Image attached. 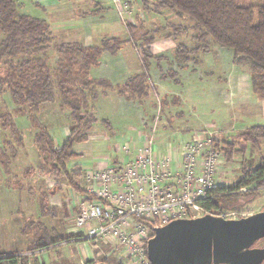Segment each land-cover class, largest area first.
Listing matches in <instances>:
<instances>
[{
    "label": "trees",
    "instance_id": "16d2710c",
    "mask_svg": "<svg viewBox=\"0 0 264 264\" xmlns=\"http://www.w3.org/2000/svg\"><path fill=\"white\" fill-rule=\"evenodd\" d=\"M136 1L129 2L133 12L135 7L145 3V0ZM20 5V0H0V96L8 94L13 107L2 101L5 108L1 109L0 127L8 131L9 140L3 141L0 147V164L5 174L13 173L10 163L26 141V131L18 127L16 117L26 115L33 142L39 145L45 173L52 178L64 177L69 186L82 194L81 187H76L74 182L80 167L70 163L80 157L73 149L74 144L87 141L93 124L97 122L93 103L107 90L128 101L146 98L149 86L147 75L142 70L121 85H113L105 78H93L91 71L98 66L100 56L105 52L115 55L126 46L128 39L119 35L106 36L98 45L83 46L79 41L64 40V36L60 38L48 20L20 12ZM165 12L185 20V23L170 24L171 33L178 35L170 34L168 37L176 40L184 34L185 41L182 43L186 42V38L196 41L191 48L187 43L176 45L174 57L179 62L192 61L197 65L199 53L213 49L230 50L233 63L242 65L250 74L253 92L264 99V0L244 5L238 0H155L153 13L162 15ZM144 23L139 18L136 26L130 23L128 26L139 41L136 45L142 55L141 66L147 69L149 59L153 57L150 49L153 39L148 37L147 24ZM192 32L196 34L193 36ZM49 49L56 53L57 59L53 64L47 55ZM44 107L64 112L63 116L71 124L72 130L59 144L39 119L46 111L43 113ZM102 123L108 125L106 120ZM236 139L242 146L240 144V149L233 150L235 144H227L229 149L233 147L231 151L227 149L229 160L235 153L244 151L246 143L258 149L259 143L264 140V125L251 126ZM242 187L247 190L238 192ZM56 189L47 193L39 190L38 211L41 217H57V208L49 204L50 195ZM261 190H264V157L260 155L254 165L241 166V178L234 186H219L216 191L221 196L203 204L214 211L241 210L260 197ZM89 197L94 196L90 194ZM27 222V227L39 235L37 240L41 241V248L50 245L49 230L44 222L33 217ZM18 259L17 255L0 250V264H17ZM101 262L108 264L105 259ZM22 263L20 261L19 264ZM96 263L95 260H87L84 264Z\"/></svg>",
    "mask_w": 264,
    "mask_h": 264
},
{
    "label": "rangeland",
    "instance_id": "374dc122",
    "mask_svg": "<svg viewBox=\"0 0 264 264\" xmlns=\"http://www.w3.org/2000/svg\"><path fill=\"white\" fill-rule=\"evenodd\" d=\"M54 1H55L54 2L55 4L53 7L55 8V10H58L59 13H53L54 15L52 14L48 15L49 20L55 19L52 25L53 29H55L56 26L58 25L57 23L58 21H63L60 23V27L62 31L70 27H75V29H78L80 26L81 29L85 32V26H83V23L86 22V19H83L85 16H87L92 21L99 20L102 23L109 24L110 28H113V30L115 29L116 31H119V34H116V35H119L120 38L122 39L127 38L128 42L126 46L129 45L134 50H136L137 57L139 61L142 62V55L137 46L139 45V41H137V39L134 38V35L131 34L130 28L128 25L130 23L131 25L136 26L138 24L139 18L142 19L143 22H145V20L142 18L140 14L141 11L145 12L143 13V16H145L146 14V18L149 16L150 13L154 14L153 10L155 8V0H145V3L141 5V9L140 10H138V8L135 9L133 12L132 19L128 21L127 20L121 21V19L119 20L117 17H115L114 12H112L111 10V7L113 8V6L110 3V1L83 0V2H85L84 4L81 2L82 4L80 5L74 4L69 7H68V4L66 3L64 6L65 9L63 10L60 9L63 6H60L61 4L59 5V2H57L58 3L57 4L56 3L57 0H54ZM20 2H21L20 12L32 13V16H35V17L43 15L44 11L42 8L40 9V5L39 3H37V0H20ZM65 2H67V0H65ZM253 2H255V0H238V3L241 5L252 4ZM60 11H63V12H60ZM44 16L47 17V15H44ZM162 17L163 18L159 17L160 21L157 20L155 22H152L154 20H150L151 22H148V21L145 22L147 25L149 24L150 26L147 35L148 37L153 39L151 44L153 42L158 41L161 38L165 39V37H168L170 34H172L171 31L173 30L170 27H168L170 24L177 25L178 23H185V20L183 18H179L178 16L171 14L170 12L169 13L165 12V14H163ZM124 22H126V24H124ZM158 25H162L163 29L162 30L159 29ZM98 26H100V24ZM55 31L59 34L60 38L63 39L61 35V31L58 29ZM93 34H95V31L93 32ZM191 34L194 36L196 32H192ZM172 35L177 36L178 34H172ZM184 38H185L184 34H181L178 36V39L176 40L169 39V40H173L172 43L174 45L173 52L171 53L165 49L168 45H170L169 43H164V44L162 42L157 43L158 50L165 49L163 51H165L167 55H165V53L163 52L162 54H157L158 52L152 53L153 57L149 59V63H150L149 68L144 69L143 65L141 68L142 70L146 72L147 79H148V85H149V82H152L153 75L155 74L157 75L155 76V81L153 83L155 84V86L157 82L161 84V83H166L165 80H169L167 81L169 82V84L160 86V88H163V86H166L167 88L166 94L164 93L165 89L164 90L158 89V93L161 94V97L158 95L161 100L160 102L161 116L166 122V124L169 125L168 129L173 128L172 122L175 119H180L181 122H179L178 124L185 126L186 121L182 122V118H184L183 113L175 112L181 109L186 112L185 108H182L181 106L182 105L181 86L186 83L185 80L192 81V79H197L195 81L196 82L195 87L199 90H190L187 93V98H188V103H190L193 106V108H195L198 112H195V110H192V111H189L188 114H190L191 112L192 115H195V119H198V118L205 119L206 122L210 124V128L208 129L214 130L215 128H211L214 126L213 123L217 124L218 122L217 118H219L223 113H226L227 110L222 109V107H220L221 106L220 101L215 95V92H214L215 89H214V83H213L214 78L207 77L206 81L204 80L200 81L198 79V75H201V74H202L201 76L202 78L205 76H210L209 72L205 73L206 75L203 74L201 70L197 72H193L194 70H198V65L194 64V62L192 61L181 63L174 57V50H175L176 45L179 43H182V41H185ZM89 41H92V40L89 39ZM185 43L189 44L188 47L191 48L193 45L196 44V41L186 38V42L182 44H185ZM80 44H82L83 46L94 45V44L88 45L84 41H80ZM134 44H135V47H134ZM151 44H150V47H151ZM219 51L220 49L219 50L213 49L211 51L199 53L198 55L200 56V59L202 58V56L209 55V54H211L210 55L211 58H214L215 54H217ZM55 54L56 53L52 49H49L47 51V55L49 56V61L52 64L55 63L57 59ZM100 58H102V56H100ZM101 60L99 61L98 66L94 67L93 69L96 70V68L98 69L99 67L102 66L104 61H102V64L100 65ZM212 62L214 63V60ZM1 65L2 64H0V66ZM210 69L213 71L214 67H210ZM192 73L193 75H191ZM172 85L176 86V88H173ZM193 85L194 83L190 85V87H192ZM185 87H189V86L186 85ZM237 88H240V86H238ZM174 89L177 93L174 92ZM237 91L239 92V90ZM175 94H177L178 96L175 97ZM148 95L149 97L152 96L150 85L148 86V89H147V96ZM230 95L232 96V91L229 88L228 95L227 96L224 95L223 97L224 104L227 102L231 104L233 102L231 100L232 97ZM233 99L236 100L235 98ZM2 101L5 102L7 105L9 104V107H12L11 106L12 103L9 99L8 94H4L3 96L1 95L0 96V113H1V109L3 111L5 108V105ZM179 101L181 102V104L178 105ZM237 103L240 104L243 102L239 100ZM224 108H227V107H224ZM22 110H24V108H22ZM45 110H48V109L44 107L43 113ZM19 114L20 113H15V115H19ZM188 114L186 113V115ZM96 118H97V121H100L102 119V116L99 112H96ZM169 118H171V120H169ZM16 119L20 121L19 127L23 131L24 129L26 131V133H24L26 141L22 147L18 148L17 156L12 159V162L10 163L11 164L10 171H12L13 173L9 175L7 179H5V176H4L5 172H3V167L0 164V187H3V185L12 186L15 188L19 187V190H18L19 194L17 195V199H19V201L23 203V207L19 206V208L15 211L14 210L10 211L8 208H5L6 211H2V210H1L2 212L0 211V214H3L6 218H8L3 221H0V249L3 251L14 249V251H9L10 253L9 252L7 253L9 254L13 253L14 255H17L19 258L18 263H20L21 261L23 262L22 264H42L43 260L45 259H43V255L41 256V253H37L33 256L31 255L35 253L33 252L34 250L42 247L40 246L42 245L41 241L37 240V237L39 235L36 234L33 230H31L29 227H27L28 218L33 217L35 220L41 219L44 222L43 224L49 230L48 231V244L50 245H48L47 247H44V249L47 248L45 252L46 253L50 252V253L46 256L49 258L45 260V264H70L69 262H67V260L62 258L61 256L62 250L59 251V248L65 247V246L70 249V253L72 256L71 258H73L74 261L79 252L78 258H79L80 264H84L86 260H95L98 263V262L103 261L104 259L107 260L108 264H121V261L125 260L123 256L124 252L121 249V247L113 246L107 242L94 241V240H89L86 242L84 241L69 242L68 241L71 237V235L69 234L67 230L68 225L73 221V217L75 218L78 212L75 211L74 216L69 217V219H67L65 224L63 225L64 216L62 215H63L64 206H62L61 208L60 206L55 205V202H52V201H58L59 203L58 205H60L61 202L59 201L60 200L59 197L61 198L64 196L66 199L64 197L63 198L65 200H68L69 202L70 194H74L76 196L78 192H76L75 189H73L71 186L68 185L64 177L52 178V177H49L45 173V169H44V166L42 165L41 157H40L39 150H38L39 145L33 142V133L31 132L30 127H28L30 125H29L27 116L20 115L16 117ZM39 119L42 122V124L46 122L45 120L43 122L44 117L42 119L40 117ZM127 120L133 122L132 124H134V126L139 127V123L136 118L133 117ZM125 121L126 120L122 119L120 121L119 127L125 128L127 125ZM101 129L102 127L99 126L98 122L97 123L95 122L92 126L91 131L89 132L90 139L89 138L88 139H89V143L92 146L91 150H89L88 145H86L85 147L84 143H86V141L78 142L74 144L77 146H84L82 148V151H83L82 153L75 152L78 155L82 154L79 158L81 160L80 164L83 168L93 166V164L95 163V159H92V158L96 155H99L97 151L99 152L100 150H97L96 148H94V146L101 148L102 146H100V144H105V146L107 145V143L111 144V141H104V140L97 139V138L95 139V137L91 136V135H98L99 133H101L102 132V131L100 132ZM71 130H72V127L70 131ZM185 131H189V130L186 129ZM212 134L214 136L215 133L212 131ZM56 138H57L56 141L58 143L63 142L65 139L63 135L56 136ZM227 138L228 139H225V140L224 139L222 140L221 138H219L221 142L223 141L226 142V150L228 149L231 151L233 149V147L229 149L227 145L228 142L233 139L234 141L232 142L235 144L234 146L235 148L233 150H237V148L240 149L239 146L242 143H239L238 145V140L236 139L235 136H228ZM7 140H9L8 131L1 129L0 127V147L3 145V141H7ZM260 145H262V148H263L261 151V147H260V151H261L260 154L264 155V140H261ZM110 148L112 149V147ZM76 150L78 151L77 148ZM109 153L110 152L108 148L104 149L101 152V154H104V155H110ZM257 158H258V149L254 147H252V151H251V148H247L244 151H239L235 153L232 156V159L228 160L226 163L227 166L230 167L229 177L227 176L225 177V180L227 182H230L229 186H234L237 183V181L241 178V166L242 167L249 166V165L252 166L257 162ZM83 168L81 169L78 168L77 175L74 177V182H75L76 187L77 185L81 187L85 183ZM27 170L29 171L28 173L25 172ZM54 188H58V189H56V193L54 192L50 195L49 199H50L52 206H57L59 209L60 208L61 209L58 210L59 213L57 214V217L55 218L41 217L38 211V205H39L38 204V192L39 190H43V192L46 191L45 193H47V192H50V190ZM261 193L262 195L260 197H258L256 200L252 201L251 203L245 205L244 207L240 208L241 210H237V211H242V215L247 216V215L254 214V213H257L263 210L264 209V190H261ZM15 198H16V195H15ZM10 212L15 213V214L11 215ZM67 215L69 216L68 212H67ZM23 229L26 230L27 232H23L24 231ZM60 241L66 242V243H64L63 245H57ZM78 243H80L81 247L75 245ZM263 245H264V238H261L257 242H255L250 248H261L263 247ZM28 247L32 249H28ZM56 248H58V250ZM69 249H65V250H69ZM221 264H225V263H221ZM260 264H264V260Z\"/></svg>",
    "mask_w": 264,
    "mask_h": 264
},
{
    "label": "built area",
    "instance_id": "2783aa9c",
    "mask_svg": "<svg viewBox=\"0 0 264 264\" xmlns=\"http://www.w3.org/2000/svg\"><path fill=\"white\" fill-rule=\"evenodd\" d=\"M106 1L119 20L132 17V0ZM158 119L156 114L144 120L147 133L141 136L143 144L133 157L131 148L121 140L125 155L119 163L105 159L106 164L84 168V193L67 228L69 242H107L123 250L121 264H151L147 241L155 228L207 214L225 219L246 216L237 210L214 211L203 204L221 196L216 189L229 175L226 152L217 136L211 130H197L182 146L163 148L154 139ZM246 190L242 187L238 192ZM44 250H34L31 255Z\"/></svg>",
    "mask_w": 264,
    "mask_h": 264
},
{
    "label": "crops",
    "instance_id": "0c3cea01",
    "mask_svg": "<svg viewBox=\"0 0 264 264\" xmlns=\"http://www.w3.org/2000/svg\"><path fill=\"white\" fill-rule=\"evenodd\" d=\"M54 2H55L54 0H37V3H39L40 5V9L42 8L44 11L43 15H41L42 17L41 16H38V17L49 20L48 18L49 14L54 15L53 13H59L58 10H55V8L53 7L55 4ZM57 2H59V5L61 4L60 6H63L60 8L61 10L65 9L64 6L66 3L68 4V7L74 4L80 5L82 3L83 4L85 3L83 2V0H74V1L67 0V2H65V0L63 1L57 0L56 3ZM137 8L138 10L141 9L140 6L135 7V9ZM60 12H63V11H60ZM143 13L145 12L144 11L140 12L145 22L146 21L151 22L150 20H154L152 22H155L157 20L160 21L159 17L163 18L162 17L163 14L156 15L152 13H150L149 16L146 18V14L145 16H143ZM44 15H47V17ZM83 19H86V22L83 23V26H85V32L81 29L80 26L78 29H75V27H70L62 31L60 27V23L63 21L57 22L58 25L56 26V30L58 29L61 31L62 37L63 36L65 37L64 40H74V41H79V42L84 41L88 45H91V44L98 45L102 38L106 36L111 37V36H115L116 34H119V31H116L115 29L113 30V28H110L109 24L107 23H102L99 20L92 21L87 16H85ZM54 20H49L48 22H50L51 25H53ZM98 23L100 24V26H98L99 25ZM162 25H158V27L161 28ZM149 27L150 26L148 24L147 25L148 30H149ZM94 31H95V34H93ZM88 38L92 41H89ZM169 39L171 38L165 37V39L161 38L158 41L153 42L150 47L151 52L152 53L158 52L157 54H162L163 52L165 53V55H167V53L163 51L165 49L168 50V52L170 53L173 52V49H174V45L172 43L173 40H169ZM159 42H162L163 44L169 43L170 45H168L163 50H158L157 43ZM210 55L211 54L204 55L202 56L201 59L199 56V62L197 64L198 70H194L193 72H197L200 70L203 72V74L209 72L210 76H205L202 78L201 77L202 74H201V75H198V79L200 81L201 80L206 81L207 77L214 78L213 83H214L215 95L220 101V104H221L220 107H222V109L227 110L226 113H223L219 118H217L218 119L217 124L213 123L214 126L211 128H215V129L214 130L211 129V131H213L215 135L218 136V139L221 138L222 140L223 139L225 140V139H228L227 138L228 136H235V137L238 136L239 134L243 133L247 128L251 126L264 125V99L259 98L258 95L253 92L252 84L250 81V74L248 73V71L244 69L242 65L240 66L236 64L234 65L232 61L233 54H232V51L230 50L220 49V51L218 52V56L217 54H215L214 58H211ZM100 60H101L100 65L102 64V61H104V63L98 69L96 68V70L93 69L91 71L92 77L93 78H105L109 80L113 85L123 84L129 77L141 72L142 70L141 62L139 61L137 57L136 50H134L129 45L119 50L115 55L104 53L102 55V58H100ZM213 60H214V63L212 62ZM210 67H214V70L212 71ZM191 75H193V73ZM155 76L157 75L156 74L153 75L152 82H149L150 90L152 92L151 97H149L148 95L146 98H142L141 100L128 101L124 99V97L117 95L114 91L107 90L104 95H100L97 101L93 103V112L95 113V115H96V112H99L102 116V119L100 121H97L99 126L102 127V129L100 130V132L101 131L102 132L99 133L98 135H91V136L95 137V139L97 138V139H101L104 141H111V144L107 143L106 146L105 144H100V146H102L101 148L94 146V148L100 151L99 152L97 151L99 155H96L92 158V159H95V163L93 164L94 165L93 167H95L97 164L99 165L106 164L105 159H109L110 162L119 163L125 155L120 150V146H122V144L120 143L121 140L126 141V144L128 145V147L131 148L130 157H133L136 154L137 149L143 144L140 141L141 136L147 133L146 126L143 124L144 120L149 117H151L149 119H153L156 114H159V119H158L157 127L155 130L154 139L163 148L166 147L167 145H170L173 147H180L182 146L184 142L188 141L192 137V133L194 131L209 130L208 128H210V124L207 123L205 119H202V118L195 119V115H192L191 112L190 114H188L189 111H192V110H195V112H198L195 108H193V106L190 103H188V98H187V93L190 90H199L195 87V83H196L195 81L197 79H192V81L185 80L186 83L181 86L182 88L181 89V94H182L181 96L182 105L181 106L182 108H185L186 112L183 111L182 109L175 111V112L183 113L184 118H182V122L186 121L185 126L178 124L179 122H181L180 119H175L172 122L173 128L168 129L169 125L166 124V122L161 116V109H160L161 108L160 106L161 94L158 93V89L159 90L165 89L164 93L166 94L167 93L166 86H163V88H160V86L169 84V82H167L169 80H165L166 83H161V84L157 82L155 86V84H153L155 81ZM193 83L194 85L190 87V85H192ZM186 85L189 87H185ZM172 86L173 88H176V86L174 85ZM238 86H240V88H237ZM229 88L232 91V96L231 95L230 96L232 97L231 100L233 102L231 104L228 102L224 104L223 97L224 95L226 96L228 95ZM237 90H239V92ZM174 92L177 93L175 89H174ZM177 96L178 95L175 94V97ZM233 98H235L236 100H234ZM239 100H241L243 103H240V104L237 103ZM179 102H178V105L181 104V102L180 103ZM224 107H227V108H224ZM63 113L64 112L62 111L58 112L56 109H48L43 114V117H44L43 122L44 120L46 121L44 124L49 129L55 141L57 140L56 136L63 135L64 137H66L71 129V124L70 122H67L68 120H66V118L63 116ZM186 113L188 115H186ZM105 114L107 117L105 116ZM133 117L137 119L139 123V127L134 126V124H132L133 122L127 120ZM122 119L126 120L125 122L127 124L126 125L127 128L119 127L120 121ZM102 120H106L108 122V125L103 124ZM169 120H171V118H169ZM16 123L19 127L20 121L18 119H16ZM186 129H188L189 131H185ZM89 139L86 141V143H84V145L85 147L86 145H88L89 150H91L92 146L89 143ZM232 141H234V139L229 142H232ZM56 143L58 142L56 141ZM220 143L222 147L225 149V152H226L225 157H226V162H227L229 159H228L227 150H226V142L220 141ZM83 147L84 146L74 145L73 149L77 153H80V152L82 153ZM110 147H112V149ZM260 147L262 151L263 149L262 145H260L259 143L258 157L260 155L264 157V155L260 154L261 152ZM76 148L78 149V151L76 150ZM106 148L109 149L110 155L101 154V152ZM247 148H251V151H252L251 143L244 144L243 150ZM76 159H74L72 163L70 164L78 165L80 169L83 168L80 164L81 162L80 158L77 157ZM227 168H228L227 171L229 172L230 167L227 166ZM4 176H5V179L9 177V175L7 174H4ZM227 177H229V175ZM221 184H222L221 186H229L230 182H227L225 179H221ZM81 189H82V186H81ZM18 190H19L18 187L15 188L12 186H4V185L3 187H0V211L1 210L6 211L5 208H8L10 211L11 210L15 211L19 208V206L23 207V203L20 202L19 199H17V195L19 194ZM82 194L77 193L76 196L74 194H70L69 202L68 200H65L66 198L62 195L65 199L63 197L61 198L59 197L60 199L59 201L61 202L60 205H58L59 204L58 201H52V202H55V205L60 206L61 208L62 206H64L66 209L65 210L63 207V215H62L64 216L63 225L65 224L66 220L69 219V217L74 216L75 211L78 212V206L80 204ZM15 195H16V198H15ZM49 204L52 206L50 199H49ZM57 206L55 207L57 208V214H58L59 213L58 210H60L61 208L59 209ZM67 212L69 213V216L67 215ZM10 214L13 215L15 213L10 212ZM5 219H8V218H6L3 214H0V221H3ZM73 220H74V217H73ZM75 245L81 247L80 243L75 244ZM38 249L40 250L42 248H38ZM56 249L58 250V248ZM65 249H69V248H67L66 246L59 248V251L62 250L61 252L62 258L67 260V262H69L70 264H80V261L78 258L79 252L74 261V259L71 258L72 256L70 253V249L69 250H65ZM45 250L40 251V253H41V256L43 255V259L47 260L49 257H46V256L50 252L46 253ZM9 251H14V249L4 250L3 252L7 253ZM45 260H43L42 264H45Z\"/></svg>",
    "mask_w": 264,
    "mask_h": 264
},
{
    "label": "water",
    "instance_id": "95a60500",
    "mask_svg": "<svg viewBox=\"0 0 264 264\" xmlns=\"http://www.w3.org/2000/svg\"><path fill=\"white\" fill-rule=\"evenodd\" d=\"M261 238L264 210L239 219L210 214L176 219L155 228L147 257L151 264H260L264 245L250 247Z\"/></svg>",
    "mask_w": 264,
    "mask_h": 264
},
{
    "label": "clouds",
    "instance_id": "9594fccd",
    "mask_svg": "<svg viewBox=\"0 0 264 264\" xmlns=\"http://www.w3.org/2000/svg\"><path fill=\"white\" fill-rule=\"evenodd\" d=\"M251 215V214H250ZM247 216H249V215H247ZM246 217V216H245ZM243 218V217H242ZM239 219V218H238Z\"/></svg>",
    "mask_w": 264,
    "mask_h": 264
}]
</instances>
